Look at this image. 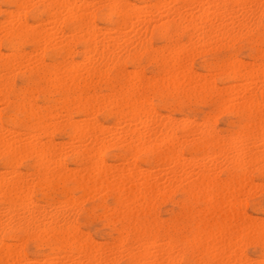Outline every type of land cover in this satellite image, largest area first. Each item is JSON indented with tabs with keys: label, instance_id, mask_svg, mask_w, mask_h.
Returning <instances> with one entry per match:
<instances>
[{
	"label": "bare ground",
	"instance_id": "1",
	"mask_svg": "<svg viewBox=\"0 0 264 264\" xmlns=\"http://www.w3.org/2000/svg\"><path fill=\"white\" fill-rule=\"evenodd\" d=\"M0 1V264H264L245 210L264 191V0ZM240 38L242 59L204 58ZM201 103L214 111L177 117Z\"/></svg>",
	"mask_w": 264,
	"mask_h": 264
},
{
	"label": "rangeland",
	"instance_id": "2",
	"mask_svg": "<svg viewBox=\"0 0 264 264\" xmlns=\"http://www.w3.org/2000/svg\"><path fill=\"white\" fill-rule=\"evenodd\" d=\"M0 7L3 8V9H7V5L5 3L1 2V1H0ZM248 42H249L248 38L237 39V41H235V43L233 44V46L229 50H227V51H223L222 50V51H218V52L213 53V54H206L204 56V58L209 60V62L212 61L211 63H213L217 58H220V57L230 53L233 56H235L236 58L242 59L244 53L245 52L247 53L248 50H249ZM153 43L157 46V45H161L162 41H160L157 38H154L153 39ZM77 48L80 49L79 46ZM25 49H29V47H25ZM79 49H77V50H79ZM2 51L5 52L6 50L4 48H2ZM75 56H76V59H78V54L75 55ZM245 60L251 61L250 58H246ZM201 61H202V57H200V56L194 57V59L192 61V65L194 67L193 69L195 71L200 72V73L201 72L204 73L205 71L202 70V68H201ZM146 72H147L146 74H148L149 70H147ZM21 83H22V79L17 77L15 79V84L17 86L18 85L20 86ZM241 83H243V82H241ZM217 85L222 87L224 85V83L217 82ZM213 109H214V107H213V104H211V103H208V105H207V103L191 104L189 107H186L181 112H179V114H177V117H182L183 114L186 113V114H195L200 119L203 115H205V114H207L209 112H213L214 111ZM160 114L167 115L168 111L161 110ZM78 118L79 117H75L76 120ZM97 119L99 121L105 122L106 124H109L111 122L110 118L105 119L103 117V114H101V113H99L97 115ZM214 121H215L216 128L217 129L220 128L219 130L222 133H226V132L234 129L235 124H236V120L231 115L217 114V116H216V114H215ZM192 129H193V127L190 128L191 131H192ZM55 140H57L58 142H59V140L60 141L61 140L62 141L66 140V136L64 134H60V135L55 137ZM109 162H111V161L109 160ZM140 165L143 166L144 168L147 167L146 162L140 163ZM68 166L72 167V164L70 162H68ZM161 181L162 180H159V182H161ZM256 182H258V181H256ZM177 194L174 195L173 201H163L161 203L159 202L158 203L159 206L156 204L157 207H155V213H156V215L159 218H161L163 220H167V218L168 219L172 218L173 216H175L177 214V212L179 210V206L176 203V201L179 199V194L178 195ZM252 197L253 198H250L248 200V202H250V204L247 203V206L245 207L246 213L249 216H251V217L256 216L254 218L264 219L263 218L264 217V191L256 192ZM107 200H108V202H111L112 198L109 197V199H107ZM251 200L253 202H251ZM92 203H93L92 201H88L86 203V206H88V205L91 206ZM255 204H257V207L255 206ZM259 208L260 209L262 208V209L260 210ZM77 219H79V221L82 223L81 229L83 231H85L91 238H93V241L95 243H104V242H106L105 240H107V231L108 230L103 225V221H101L99 219H96L94 217L87 218L84 221V219L82 218V215H78ZM23 248H24V252L27 254V256L32 257V255H34L36 252L39 251L40 247L38 245H36L34 242H32V241H27V242H25L23 244ZM111 248H112L113 251H116V246L112 245ZM42 249L46 250L44 248H42ZM246 253H247V255H249L252 258H256L260 254V249L258 247H254V246L248 245L246 247ZM121 256L122 255L119 254V256H118L119 258L117 259L115 264H127L125 258L121 257ZM186 264H191V263H186Z\"/></svg>",
	"mask_w": 264,
	"mask_h": 264
}]
</instances>
